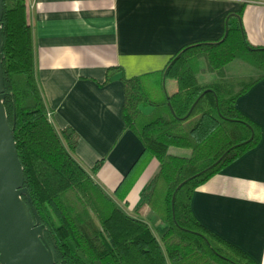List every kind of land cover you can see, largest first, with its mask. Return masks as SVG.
Returning <instances> with one entry per match:
<instances>
[{
    "label": "trees",
    "instance_id": "obj_1",
    "mask_svg": "<svg viewBox=\"0 0 264 264\" xmlns=\"http://www.w3.org/2000/svg\"><path fill=\"white\" fill-rule=\"evenodd\" d=\"M2 34L4 106L30 197L23 199L45 226L56 263L258 264L203 225L191 205L197 187L261 140L260 125L236 106L264 79V46L248 41L242 11L226 15L220 38L182 46L163 70L130 78L120 67L107 70L105 82L120 73L122 117L144 147L116 195L125 199L143 168L159 162L140 206L164 223L161 244L144 220L122 210L73 157L77 133L66 127L58 134L50 122L34 74L26 0H3ZM176 60L177 89L169 94L166 73ZM172 147L189 153H172Z\"/></svg>",
    "mask_w": 264,
    "mask_h": 264
},
{
    "label": "crops",
    "instance_id": "obj_2",
    "mask_svg": "<svg viewBox=\"0 0 264 264\" xmlns=\"http://www.w3.org/2000/svg\"><path fill=\"white\" fill-rule=\"evenodd\" d=\"M236 11L248 41L264 46V0H26L34 74L50 122L58 134L66 127L77 133L73 157L122 210L149 227L154 212L140 206L141 192L159 162L143 168L125 199L116 195L144 147L122 117L120 73L105 82L107 70L120 67L128 78L163 70L182 46L220 38L226 15ZM179 64L167 70L169 94L177 89ZM236 106L260 125L261 140L197 187L191 205L203 225L264 264V79Z\"/></svg>",
    "mask_w": 264,
    "mask_h": 264
},
{
    "label": "water",
    "instance_id": "obj_3",
    "mask_svg": "<svg viewBox=\"0 0 264 264\" xmlns=\"http://www.w3.org/2000/svg\"><path fill=\"white\" fill-rule=\"evenodd\" d=\"M3 0H0V264H58L45 241L38 213L29 207L23 166L6 108L3 74Z\"/></svg>",
    "mask_w": 264,
    "mask_h": 264
},
{
    "label": "rangeland",
    "instance_id": "obj_4",
    "mask_svg": "<svg viewBox=\"0 0 264 264\" xmlns=\"http://www.w3.org/2000/svg\"><path fill=\"white\" fill-rule=\"evenodd\" d=\"M173 150H181L184 153L188 152V149L178 148V147H172V152ZM156 221H158V223L160 222L158 216L153 213V218L149 221V224H150L151 230L153 231L157 240L161 244V235H162L163 230L161 228H158V226H156L158 224Z\"/></svg>",
    "mask_w": 264,
    "mask_h": 264
}]
</instances>
